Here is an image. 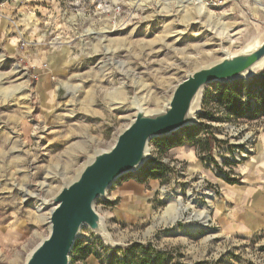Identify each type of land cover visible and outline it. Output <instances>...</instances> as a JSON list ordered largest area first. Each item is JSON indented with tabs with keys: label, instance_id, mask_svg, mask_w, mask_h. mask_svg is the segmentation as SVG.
Segmentation results:
<instances>
[{
	"label": "rangeland",
	"instance_id": "1",
	"mask_svg": "<svg viewBox=\"0 0 264 264\" xmlns=\"http://www.w3.org/2000/svg\"><path fill=\"white\" fill-rule=\"evenodd\" d=\"M263 41L264 0H0V264H26L50 234L42 204L114 146L137 108L162 111L189 75ZM253 72L207 86L197 125L150 141L143 167L95 203L116 247L83 228L71 264H264V228L215 218L226 189L241 196L264 161V114L237 119L217 103L226 87L264 95V61ZM128 181L145 186L141 206L115 199Z\"/></svg>",
	"mask_w": 264,
	"mask_h": 264
},
{
	"label": "water",
	"instance_id": "2",
	"mask_svg": "<svg viewBox=\"0 0 264 264\" xmlns=\"http://www.w3.org/2000/svg\"><path fill=\"white\" fill-rule=\"evenodd\" d=\"M262 59L264 41L251 51L227 55L220 62L189 75L177 85L162 111L150 113L137 108L114 146L96 153L76 179L49 201L50 234L32 251L26 264H71V253L83 228L107 243L104 237L111 239V236L95 210V203L99 199L107 200L116 182L143 167L150 159V141L198 124L196 114L207 86L248 80L244 75Z\"/></svg>",
	"mask_w": 264,
	"mask_h": 264
},
{
	"label": "crops",
	"instance_id": "3",
	"mask_svg": "<svg viewBox=\"0 0 264 264\" xmlns=\"http://www.w3.org/2000/svg\"><path fill=\"white\" fill-rule=\"evenodd\" d=\"M186 158H195L194 153H186ZM160 184V180H156ZM116 189L115 199L119 200L123 195H129L128 206H141L147 199L145 186L134 181L123 182ZM235 191L229 187L226 189V213L222 210L223 205H218L215 218L224 226L241 233H254L264 228V161L256 165V172L252 182L244 188L241 196L234 195ZM227 205L230 206L227 209ZM146 212V210H144ZM128 215L136 219L135 212Z\"/></svg>",
	"mask_w": 264,
	"mask_h": 264
},
{
	"label": "trees",
	"instance_id": "4",
	"mask_svg": "<svg viewBox=\"0 0 264 264\" xmlns=\"http://www.w3.org/2000/svg\"><path fill=\"white\" fill-rule=\"evenodd\" d=\"M257 86H250L248 90H246L243 86L237 87H226L223 88L221 94L218 96V106L226 111L228 116L236 117L237 119L251 118L253 119L256 115L261 113L264 114V95L258 94ZM245 96L248 97V101L245 102ZM214 142L216 139L212 138ZM178 146V145H177ZM159 170V167L154 168L149 178H153L155 180L162 179V174H157L156 172ZM227 182L230 185L239 184L237 179H227Z\"/></svg>",
	"mask_w": 264,
	"mask_h": 264
},
{
	"label": "bare ground",
	"instance_id": "5",
	"mask_svg": "<svg viewBox=\"0 0 264 264\" xmlns=\"http://www.w3.org/2000/svg\"><path fill=\"white\" fill-rule=\"evenodd\" d=\"M257 48V47H256ZM248 51H251V50H248ZM264 61V59H262L260 62H258L257 64H255V66L252 68V70L250 71V72H248L247 74H245L244 75V78H249V77H251L252 76V74H254V68L258 65V64H260V63H262ZM208 198L210 199V200H212V199H214V195H209L208 196ZM51 200V199H50ZM49 200V201H50ZM49 201L47 202V201H45V202H47V204H42V206L41 207H43V206H49ZM40 207V208H41ZM49 211H52V210H50V209H48ZM207 211V210H206ZM51 214V213H50ZM50 218V217H49ZM48 218V219H49ZM203 220V219H202ZM208 221H210V216H209V214L207 213L206 214V216H204V222L206 223V222H208ZM203 222V223H204ZM49 228H50V224H49ZM104 240L108 243V244H113L114 245V243L112 242V240L109 238V237H107V236H105L104 237Z\"/></svg>",
	"mask_w": 264,
	"mask_h": 264
}]
</instances>
